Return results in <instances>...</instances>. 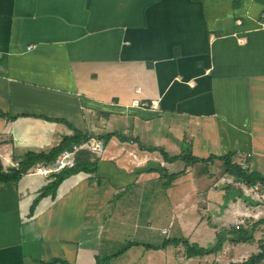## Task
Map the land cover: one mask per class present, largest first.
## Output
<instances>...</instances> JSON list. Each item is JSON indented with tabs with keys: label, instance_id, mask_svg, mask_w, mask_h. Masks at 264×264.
Returning <instances> with one entry per match:
<instances>
[{
	"label": "crops",
	"instance_id": "1",
	"mask_svg": "<svg viewBox=\"0 0 264 264\" xmlns=\"http://www.w3.org/2000/svg\"><path fill=\"white\" fill-rule=\"evenodd\" d=\"M73 128L127 139H102L94 173L41 197L58 174L42 162L0 181V264L246 260L258 230L194 257L170 240L208 248L239 212L260 211L242 226L264 219L227 191L236 178L218 159L264 175V0H0V170ZM140 145L215 159L168 162ZM161 169L181 174L165 187Z\"/></svg>",
	"mask_w": 264,
	"mask_h": 264
},
{
	"label": "trees",
	"instance_id": "2",
	"mask_svg": "<svg viewBox=\"0 0 264 264\" xmlns=\"http://www.w3.org/2000/svg\"><path fill=\"white\" fill-rule=\"evenodd\" d=\"M113 135L118 136L121 139H127L125 136H121L119 134L108 133L104 135H99L97 137L102 138L105 142H107L110 137ZM91 137L90 134L86 132H82L76 128H73V134L64 136L61 142L52 148L48 153H34L29 152L26 154L24 159L19 162V167L11 169L7 172L0 170V181L3 182H12L21 177L22 174H25L34 167L37 163L49 164L53 162L57 156L65 149H71L74 145H79L83 142H86ZM142 148L149 151H158L163 159L168 162H174L181 160L186 165L204 162L207 163L210 160L215 159L213 156H209L205 159H200L194 157L191 152L187 149L183 150L179 155H169L162 147L155 146H144L140 145ZM222 160V165L224 171L233 175L236 179L241 180L247 184H254L256 182H260L264 185V175L256 172H250L248 170L242 169L238 164L232 163L230 155H224L218 158ZM98 166V158L88 150L80 149L75 154V164L71 168H65L58 174H55V179L48 184V186L40 193L38 197H41L47 193L53 192L55 190V186H57L60 181L71 175L76 174L78 172H86V173H94L97 170ZM181 172L178 173H168L166 169H161V178L164 179L163 185L168 187L174 179H176ZM227 191H233V196L236 194L238 196L243 197L241 190H235L231 184H228L226 187ZM36 198L34 202H37L39 198ZM264 223V219H260L249 227L239 226L232 227L228 229H222L217 233V241L210 247L204 248L195 244L189 243V241L185 238L181 239H172L170 240L172 243H182L185 246L186 255L188 257L200 256L210 253H215L218 250L220 251L223 243L226 240H230L231 242H250L254 240V232L260 224ZM124 248H122L123 250ZM121 250V251H122ZM264 260V239H261L258 245V251L252 253L246 260L242 262H235L229 264H261Z\"/></svg>",
	"mask_w": 264,
	"mask_h": 264
},
{
	"label": "built area",
	"instance_id": "3",
	"mask_svg": "<svg viewBox=\"0 0 264 264\" xmlns=\"http://www.w3.org/2000/svg\"><path fill=\"white\" fill-rule=\"evenodd\" d=\"M33 46H28V49H30ZM6 125H9V122H6ZM5 131L8 133H11V130H9L8 127L5 128ZM80 149H87L90 152L96 154V155H102L105 152V142L102 139H95L90 138L86 142H83L79 145H74L71 149H65L63 150L58 157L51 163L45 164L37 168V171L41 174H52V173H59L65 168H71L75 164V154ZM251 153H246V157H251ZM19 162H15L14 166H18ZM238 165L244 169L249 171V165L247 162H239ZM228 184H231L233 187H238L239 190H241L243 196H247L250 199L256 201L259 204L264 205V192H262L263 184L260 182H256L254 184H247L241 180L236 179L228 180ZM264 189V188H263ZM260 211L253 214L251 211L245 210L244 212H239V214L234 218L232 222L233 227H239L244 224H246V219L251 217H256ZM168 230L165 228L163 229V232L166 233ZM261 264H264V260L261 262Z\"/></svg>",
	"mask_w": 264,
	"mask_h": 264
},
{
	"label": "rangeland",
	"instance_id": "4",
	"mask_svg": "<svg viewBox=\"0 0 264 264\" xmlns=\"http://www.w3.org/2000/svg\"><path fill=\"white\" fill-rule=\"evenodd\" d=\"M263 203H264V201H263ZM219 231H220V229H219ZM256 231H257L256 232L257 238L263 239L264 238V223L262 224V226L259 225V228H257Z\"/></svg>",
	"mask_w": 264,
	"mask_h": 264
}]
</instances>
